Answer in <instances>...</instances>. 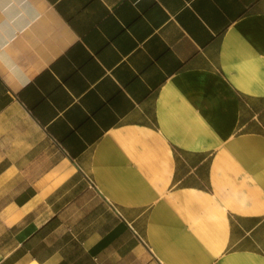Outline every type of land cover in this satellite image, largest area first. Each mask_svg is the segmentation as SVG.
<instances>
[{"label": "crops", "instance_id": "0c3cea01", "mask_svg": "<svg viewBox=\"0 0 264 264\" xmlns=\"http://www.w3.org/2000/svg\"><path fill=\"white\" fill-rule=\"evenodd\" d=\"M0 264H264V0H0Z\"/></svg>", "mask_w": 264, "mask_h": 264}]
</instances>
